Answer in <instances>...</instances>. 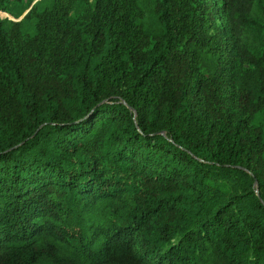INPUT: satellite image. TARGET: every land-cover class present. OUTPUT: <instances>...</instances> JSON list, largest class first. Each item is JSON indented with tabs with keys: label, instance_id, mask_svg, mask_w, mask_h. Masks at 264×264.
I'll list each match as a JSON object with an SVG mask.
<instances>
[{
	"label": "trees",
	"instance_id": "16d2710c",
	"mask_svg": "<svg viewBox=\"0 0 264 264\" xmlns=\"http://www.w3.org/2000/svg\"><path fill=\"white\" fill-rule=\"evenodd\" d=\"M33 13L0 17V264H264V0Z\"/></svg>",
	"mask_w": 264,
	"mask_h": 264
},
{
	"label": "rangeland",
	"instance_id": "374dc122",
	"mask_svg": "<svg viewBox=\"0 0 264 264\" xmlns=\"http://www.w3.org/2000/svg\"><path fill=\"white\" fill-rule=\"evenodd\" d=\"M53 0H7V8H0V17L7 21H20L21 30L27 34H33L35 32L34 21L36 12L51 6ZM73 14L77 12L76 8L72 10ZM148 21H152L151 15H148ZM217 23L224 25V21L221 17H217Z\"/></svg>",
	"mask_w": 264,
	"mask_h": 264
}]
</instances>
